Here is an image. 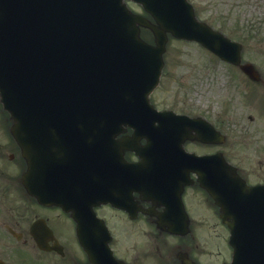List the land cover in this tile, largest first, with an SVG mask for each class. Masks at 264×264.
I'll return each mask as SVG.
<instances>
[{"label": "water", "instance_id": "obj_1", "mask_svg": "<svg viewBox=\"0 0 264 264\" xmlns=\"http://www.w3.org/2000/svg\"><path fill=\"white\" fill-rule=\"evenodd\" d=\"M127 19L116 0H0V55L8 75L0 87L16 111L17 126L36 125L34 118L42 109L46 117H62L65 111L81 114L79 124L91 127L121 119L126 120L120 125H135L128 112L135 105L124 101L135 97L124 55L128 47L135 48L131 34L145 20L136 16L135 25L129 26ZM155 29L162 55L166 28ZM137 49L140 55L148 52L139 45ZM26 102L33 119L28 122L20 113ZM102 118L108 121L102 123ZM16 134L25 133L17 129ZM241 207L232 213L237 262L240 257L241 264H264V225Z\"/></svg>", "mask_w": 264, "mask_h": 264}, {"label": "flooded vegetation", "instance_id": "obj_2", "mask_svg": "<svg viewBox=\"0 0 264 264\" xmlns=\"http://www.w3.org/2000/svg\"><path fill=\"white\" fill-rule=\"evenodd\" d=\"M262 8L264 12V4ZM2 113L0 110V259L7 264H94L81 247L77 231L78 222L86 220L93 208L111 229L110 245L116 257L135 264V219L123 209L111 204L92 207L89 201L77 200L75 183L70 212L58 205H44L29 194L23 184L27 163L8 127L2 124ZM184 145L187 147V141ZM175 161L185 162L182 158ZM177 177H173L174 182ZM149 186L141 184V188ZM38 220L52 231H41L37 238L31 227ZM140 220L152 224L149 217L141 216ZM95 232H99L97 225Z\"/></svg>", "mask_w": 264, "mask_h": 264}, {"label": "rangeland", "instance_id": "obj_3", "mask_svg": "<svg viewBox=\"0 0 264 264\" xmlns=\"http://www.w3.org/2000/svg\"><path fill=\"white\" fill-rule=\"evenodd\" d=\"M205 1V0H201ZM214 0V4H215ZM226 1V4H222L219 7V11H221L222 14H228L231 15L233 20L230 26H237L238 22L235 20H242L246 22V20H249L251 25V30L249 32V37H253L255 35V38L251 40H246L247 43H249V47H251L248 50V54L257 57L262 58V61L264 62V48L261 46L263 37H264V26L263 23H261V20L258 18V14L253 10V14L251 15L249 12L258 6L257 3L259 0H220ZM251 3V5H249ZM214 4L211 6H208L207 8L204 7V3L199 5V10L201 14H208V13H216ZM221 4V3H220ZM135 7L139 10H141L140 7ZM238 37H244V32L238 33ZM170 45L169 54H168V73L166 79H164L163 84L161 85V88L158 91V100L159 98L162 99L160 101L163 106H166L167 104L173 105L174 103H178V96L177 95H171L167 98V90L172 91L173 85L177 82L181 81L182 74L185 72L184 70L180 69V67L183 65L184 61H187L190 65H197L199 68L198 72L202 75L204 78L206 75H208V67H211L212 70V64L209 62V57L206 54L205 51H202L201 48L196 43H187L184 41H179L177 39H174ZM172 73V74H171ZM181 76V77H180ZM208 82V80L206 81ZM185 84V80L182 79V85ZM200 89H202L203 85H199ZM185 90V87H181V92ZM193 94H195L197 97L200 93H195L192 91ZM210 94V92H209ZM213 94L216 95L215 92ZM204 101H206L208 98L219 100L220 96L217 98H212L208 93L204 90ZM208 229L201 230V236L205 237L207 239H210L212 242H215L216 244H219L220 253L224 251V246L222 243V237L220 238L221 232L224 234L225 228L222 224L214 225L213 227L211 225H208ZM137 236V234H135ZM201 247H206L207 245L199 238ZM156 243V242H154ZM198 254L200 257H204L207 261H210L211 259L208 258V256H201L200 250H198Z\"/></svg>", "mask_w": 264, "mask_h": 264}]
</instances>
